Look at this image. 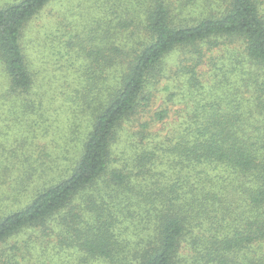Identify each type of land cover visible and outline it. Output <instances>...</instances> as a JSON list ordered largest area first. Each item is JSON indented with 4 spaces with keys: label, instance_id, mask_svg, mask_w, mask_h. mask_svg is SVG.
<instances>
[{
    "label": "trees",
    "instance_id": "trees-1",
    "mask_svg": "<svg viewBox=\"0 0 264 264\" xmlns=\"http://www.w3.org/2000/svg\"><path fill=\"white\" fill-rule=\"evenodd\" d=\"M49 1L0 8V102L31 88L23 30ZM86 1L94 21L87 45L101 43L97 55L127 59L126 70L98 105L66 176L0 218V246L26 236L5 264H264V0H138L144 20L121 17L114 6L112 30L103 33L107 20L95 11L102 14L109 1ZM119 29L124 36L116 42ZM222 38L238 43L237 63L246 68L225 89L227 105L223 97L203 98L181 128L153 133L150 126L168 114L147 113L164 58L181 47L211 50ZM185 62L173 71L176 86L186 74L187 95L201 96L198 61L189 55ZM124 121L135 122V131L125 159H114ZM68 207L77 209L70 210L72 224Z\"/></svg>",
    "mask_w": 264,
    "mask_h": 264
},
{
    "label": "rangeland",
    "instance_id": "rangeland-1",
    "mask_svg": "<svg viewBox=\"0 0 264 264\" xmlns=\"http://www.w3.org/2000/svg\"><path fill=\"white\" fill-rule=\"evenodd\" d=\"M15 1L0 0V8ZM108 1L109 4L103 0L108 7L101 11L102 14L95 11L96 18L101 15L103 21L107 20L101 25L102 33L108 28L112 30L110 21L115 17L112 11L116 7L121 17H132L135 21L145 18L137 5L138 0H128V4L126 0ZM90 11L86 0H50L24 27L21 45L32 85L28 92L21 91L16 95L7 92L0 102L3 105L0 106V218L23 208L35 193L66 176L79 156L98 105L106 102L126 70L127 59L121 61L119 57L116 61V55L111 53L106 57L107 53L97 55L95 45L100 47L101 43L92 47L87 45L90 39L87 33L94 22ZM121 36L124 35L119 29L116 42ZM115 38L112 32V44ZM216 42L219 45L211 50L206 46L181 47L164 58L161 86H157V94L152 97L147 113L153 114L164 108L168 114L164 123L150 126L153 133L166 134V129L169 132L181 128L187 115L185 112H195L191 104L203 98L223 97L222 106L227 105L225 89L236 82V75L246 68H240L243 54L238 43L223 38ZM106 43L108 41H103L101 48L107 47ZM189 55L198 61L193 62L198 63L194 75L197 83L203 86L200 88L202 95L195 98H190L184 90L187 75H177L181 76L180 88L173 76L174 69L186 64ZM109 56L112 57L110 62ZM232 70H236V74L231 73ZM238 82L244 91V83L240 79ZM3 87L0 86V94ZM196 116L201 119L202 114ZM144 117H140V122ZM135 126L133 121H124L118 129L114 159H125ZM121 154L124 156L117 157ZM80 197L84 199L82 195ZM68 208V221L72 224L70 210L76 212L77 209ZM53 218L59 220V216ZM47 240L48 246L57 248L51 239ZM25 242L26 236L20 234L3 243L0 255L4 258L0 259V264L11 260L8 255L13 252L11 250Z\"/></svg>",
    "mask_w": 264,
    "mask_h": 264
}]
</instances>
